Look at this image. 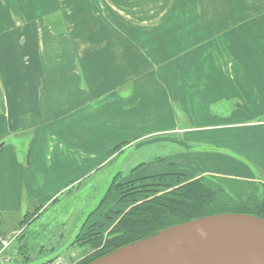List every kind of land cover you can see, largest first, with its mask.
Wrapping results in <instances>:
<instances>
[{"label":"rangeland","instance_id":"rangeland-1","mask_svg":"<svg viewBox=\"0 0 264 264\" xmlns=\"http://www.w3.org/2000/svg\"><path fill=\"white\" fill-rule=\"evenodd\" d=\"M98 1L101 7L102 0ZM109 1L113 7L90 12L103 24L102 17L111 22L109 38L111 32L118 33L116 22L122 18L131 26L135 54L124 58L119 50V55L108 57L105 42L99 46L104 54L101 64L131 72V96L129 103L124 99V109H130L133 136L119 143L108 163L63 189L54 200H25L22 210L2 216L0 264H91L121 242L124 232L116 229L124 218L142 222L152 217L159 225L168 219L163 214L159 222L161 215L152 212L151 208L163 207L156 203L160 196L190 204L171 212L170 218L178 213L193 217L226 207L213 203L215 207L203 208L191 192L212 188L234 195L235 188L247 195L253 188L237 182L248 181L258 186L254 192L264 207V171L236 169L233 162L222 167L219 162V131L257 128L253 124L258 114L251 112L257 106L238 108L234 99L204 104L188 98L186 88L187 82L217 83L216 91L223 87L221 82H264V0ZM86 13L89 16V10ZM127 84L122 85L125 91ZM202 87L212 90L210 85ZM243 90L251 91L249 85ZM118 91L120 87L115 90L116 101ZM118 121L116 131L123 126L121 122L117 128ZM198 180L201 188H189ZM185 192L192 201L178 196ZM238 197L229 198L233 204L260 201ZM124 245L117 250L130 244Z\"/></svg>","mask_w":264,"mask_h":264},{"label":"crops","instance_id":"crops-1","mask_svg":"<svg viewBox=\"0 0 264 264\" xmlns=\"http://www.w3.org/2000/svg\"><path fill=\"white\" fill-rule=\"evenodd\" d=\"M96 1L0 0V142H5L0 148V214L19 212L25 200H54L108 163L119 143L133 136L130 109H124L131 72L101 64L99 46L105 42L108 57L119 50L124 58L135 54L131 26L122 18L116 22L118 33L109 38L111 22L102 17L103 24L90 11L113 4L102 0L100 7ZM103 26L106 36L99 33ZM143 47L147 53L146 41ZM187 83L188 98L204 104L234 99L235 106H257L250 109L258 114L257 128L219 131V162L264 171V82H221L218 91L217 83ZM244 85L251 91H244ZM116 121L117 128L123 123L117 131Z\"/></svg>","mask_w":264,"mask_h":264},{"label":"water","instance_id":"water-1","mask_svg":"<svg viewBox=\"0 0 264 264\" xmlns=\"http://www.w3.org/2000/svg\"><path fill=\"white\" fill-rule=\"evenodd\" d=\"M91 264H264V220L228 213L195 219Z\"/></svg>","mask_w":264,"mask_h":264},{"label":"trees","instance_id":"trees-1","mask_svg":"<svg viewBox=\"0 0 264 264\" xmlns=\"http://www.w3.org/2000/svg\"><path fill=\"white\" fill-rule=\"evenodd\" d=\"M1 143V142H0ZM3 146V145H2ZM0 146V148L2 147ZM238 183H242L241 184V187L242 186H251V188H253L251 191H250V194H242V193H239L237 192V190L234 188V195H229L227 193H225L223 191V193H221V190H218V191H215V190H212V188H208L209 192L208 191H202V193L200 192V190L198 191H194V192H191V194L193 196H196V199H199L198 200V203L199 204H202L201 207L203 208H211V207H215V206H212L213 205H219V204H222L223 206H225L226 208H224V210L222 211H216L214 210L215 212L213 213H204V214H196V216H193V217H189V216H180L181 214L178 213L176 216V218H170L168 215H170L171 212H180L182 210H184V208L186 207H190V204H188L189 202H185L183 201V203H174L172 202V200H170L169 198H167L166 196H160V202H156L158 203V205H161L163 206L162 208L161 207H158V208H151L152 209V212L154 213H157V216L161 215V218L158 220L159 222L161 221L162 219V215L165 214L168 219L166 220H162V224L159 225L157 224V219H151L152 217H146L145 219H143L142 222H136V221H128V218H124L120 223H119V226L117 227L116 229V233L117 232H124L122 234V236H120V240L121 242H118L117 245H115L113 248L109 249L107 252V255L116 251L118 248L122 247V245L124 244H130L131 243H136V241H141V240H144V239H147V238H150L158 233H161L162 230H166L167 228H171L173 226H176L178 224H184L186 222H190L192 220H195V219H199V218H203V217H206V216H214V215H221V214H225V213H228V214H246V215H250V216H254V217H257L261 220H264V210H263V201L261 199V197H258L254 190L256 191L257 187L258 186H255L256 184H252L251 182H248V181H239L237 182ZM202 186V183L200 180L196 181L195 183L193 182V184L189 185V188L191 187H194V188H201ZM226 186H228L226 184ZM189 188H185V190L189 189ZM223 190V189H222ZM262 192V197H264V190L261 191ZM181 193V191H180ZM178 196H181V197H185V199H188V201H192L190 200V198H188L186 192L185 193H182V194H179ZM238 196L240 197H245V199H260V201L258 200V202L255 201V204L251 203V202H241V203H236L234 202V204L232 203V201L230 200V198H234L235 200H237L236 198H239ZM230 197V198H229ZM162 200H166V202H162ZM208 200V201H206ZM228 202V203H227ZM154 203V204H156ZM208 204V205H207ZM243 205H246V206H243ZM147 212V210H145ZM194 213H199L198 211L194 212ZM5 214H0V219L2 216H4ZM156 218H159V217H156ZM142 223V224H141ZM125 246V245H124ZM127 246V245H126ZM106 255V254H105ZM97 259V258H96ZM94 261V260H93ZM91 260V262H93ZM89 262V263H91Z\"/></svg>","mask_w":264,"mask_h":264},{"label":"bare ground","instance_id":"bare-ground-1","mask_svg":"<svg viewBox=\"0 0 264 264\" xmlns=\"http://www.w3.org/2000/svg\"><path fill=\"white\" fill-rule=\"evenodd\" d=\"M258 226H259V225H258ZM259 227H260V226H259ZM258 231H259L260 233L262 232L260 229H258ZM258 231H257V232H258ZM259 232H258V234L260 235V233H259Z\"/></svg>","mask_w":264,"mask_h":264}]
</instances>
